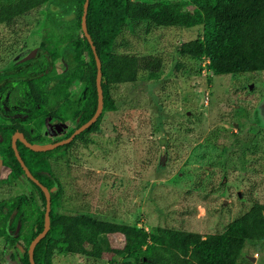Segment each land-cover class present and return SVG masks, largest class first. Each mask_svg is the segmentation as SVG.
Returning a JSON list of instances; mask_svg holds the SVG:
<instances>
[{"label":"rangeland","instance_id":"374dc122","mask_svg":"<svg viewBox=\"0 0 264 264\" xmlns=\"http://www.w3.org/2000/svg\"><path fill=\"white\" fill-rule=\"evenodd\" d=\"M184 2L183 14L196 12L189 0ZM45 11L42 5L11 26L0 25V70L35 54ZM201 31L194 26L147 32L144 22L124 25L115 50L159 55L160 77L140 74L136 82L113 88L115 109L103 114L89 141L50 157L61 184L60 210L146 230L168 226L208 234L221 232L250 201L264 203V71L212 75L205 57L178 55L177 43ZM54 65L56 73L62 71L60 59ZM72 91L86 93L83 86ZM72 126L63 124L61 132L45 127L36 144H50ZM7 174V167L0 172ZM21 192L42 207L38 191L23 176L0 183V201ZM122 240L108 236L113 248ZM1 249L0 240V264H11ZM16 251L22 256L23 246ZM262 252L263 246L246 242L236 264H259ZM53 261L126 264L109 251L100 259L54 253Z\"/></svg>","mask_w":264,"mask_h":264},{"label":"trees","instance_id":"16d2710c","mask_svg":"<svg viewBox=\"0 0 264 264\" xmlns=\"http://www.w3.org/2000/svg\"><path fill=\"white\" fill-rule=\"evenodd\" d=\"M184 1H88L86 29L101 63L102 111L95 122L69 143L46 151H33L23 143L17 146L28 170L50 192V226L34 248L35 264H54V253L100 259L107 251L111 256L124 257L126 264H236L246 242L263 246L259 264H264L262 202L250 201L249 208L221 232L208 234L168 226L146 230L59 209L61 184L51 168L50 157L65 155L75 142L89 141V134L99 130L103 114L115 109L113 88L136 82L140 74L151 80L160 77L163 64L159 55L115 50L116 38L124 25L144 22L147 32L151 27L202 26L200 35L177 43L178 55L193 59L205 57L206 69L212 75L264 71V0H189L196 8L193 14L182 13ZM83 4L84 0H0V25L6 26L46 6L41 43L35 54L0 70V106L4 88L10 89V96H19L18 101L13 97L7 103L20 106L27 112L24 123L34 124L33 133L29 127L18 128L30 143L43 140L41 132L50 122L72 123L62 136L66 138L96 110V62L81 28ZM56 59L63 64L58 73ZM75 86H83L85 95L73 93ZM13 130L14 127L0 126V155L8 168L5 181L13 183L23 176L38 191L42 207L22 192L13 199L0 201L1 251L17 259L18 264H30L27 248L43 229L45 195L25 175L14 155L10 146ZM113 234L123 237L117 248L110 247L108 241V236ZM20 244L24 248L22 256L15 251Z\"/></svg>","mask_w":264,"mask_h":264},{"label":"water","instance_id":"95a60500","mask_svg":"<svg viewBox=\"0 0 264 264\" xmlns=\"http://www.w3.org/2000/svg\"><path fill=\"white\" fill-rule=\"evenodd\" d=\"M88 1L89 0H84V4H83V10H82V17H81V28L82 31L85 35V37L87 38L89 44L91 45L94 57H95V62H96V89H97V106H96V110L93 113V115L91 116V118L89 120H87L85 123H83L82 125H80L78 128H76L68 137L59 140V141H55L52 142L50 144H46V145H37L34 143H30L28 142L22 133H15L12 136V148L15 154V157L17 158L18 162L20 163L23 171L25 172L26 176L28 178H30L33 182H35L40 189L43 191L44 195H45V212H44V226L43 229L31 240V242L29 243L28 246V258H29V262L30 264H35L34 263V259H33V251L34 248L37 244V242L43 238L45 236V234L47 233L49 226H50V221H49V211H50V193L48 188L43 185L42 183H40L32 174L31 172L28 170L27 166L25 165L24 161L22 160V158L20 157L16 144H15V139L18 136L20 138V140L25 144L26 147H28L29 149H32L33 151H46V150H51L54 149L55 147L62 145V144H66L69 143L75 135H77L78 133H80L81 131H83L84 129H86L88 126H90L93 122L96 121L97 117L99 116V114L102 111L103 108V91H102V87H101V63H100V59L95 51V47L92 44V40L90 38V35L87 32L86 29V14H87V7H88ZM48 129H57L59 131L62 130V127L60 126L59 123H49L47 125ZM254 260V259H252Z\"/></svg>","mask_w":264,"mask_h":264},{"label":"flooded vegetation","instance_id":"af4514ba","mask_svg":"<svg viewBox=\"0 0 264 264\" xmlns=\"http://www.w3.org/2000/svg\"><path fill=\"white\" fill-rule=\"evenodd\" d=\"M3 83V82H2ZM3 97H2V99H1V112H0V126L2 127V128H8V127H14V130H13V132L10 134V146H11V148H12V136L15 134V133H22L23 134V136H24V138L28 141V139L25 137V134L22 132V131H20V130H18V128L19 127H24V129H26L25 128V125H27L28 127H29V131H31V133H33V132H35V126H34V124H26V123H24V118H26V114H27V112H26V114L23 112V110H22V108L20 107V106H18L17 104H12L11 106L9 105V103H7L8 101H9V98L10 99H12L13 97L15 98V100H19V96H13V95H11L10 96V89L9 88H4V92H3ZM10 96V97H9ZM54 123H58V122H53V124ZM49 123H47L46 124V129H48V127H47V125H48ZM52 124V123H51ZM8 126V127H7ZM60 126L62 127V130H63V124H60ZM53 130V129H52ZM59 131V130H57V129H54V131ZM61 130V131H62ZM61 131H59V132H61ZM2 138V135H1V133H0V139ZM62 139H64V138H62V137H57V139L55 140V141H59V140H62ZM55 141H53V142H55ZM29 142V141H28ZM18 143H23L21 140H20V138L17 136L16 137V139H15V144H16V147L18 146ZM24 144V143H23ZM34 144H36V143H34ZM25 145V144H24ZM63 145V144H62ZM60 146V145H59ZM13 149V148H12ZM17 150H18V148H17ZM14 152V151H13ZM18 153H19V151H18ZM15 155V154H14ZM7 166L5 165V164H3V162H2V157H1V155H0V172H2V170L3 169H5ZM26 175V174H25ZM6 177L7 176H4V177H1L0 176V183L1 182H7V181H5V179H6ZM20 177H22L21 175L14 181V182H17V180L20 178ZM30 179V178H29ZM38 180V179H37ZM39 181V180H38ZM40 182V181H39ZM7 183H9V182H7ZM35 183V182H34ZM41 183V182H40ZM50 193V192H49ZM29 246V245H28ZM21 247V244L20 245H17L16 246V249L17 248H20ZM16 249H15V251H16ZM28 249V248H27ZM16 253H17V251H16ZM18 254V253H17ZM19 257V256H18ZM5 258H6V260L7 261H9V263H17L18 264V260L17 259H12V258H10V256L9 255H6L5 254Z\"/></svg>","mask_w":264,"mask_h":264}]
</instances>
